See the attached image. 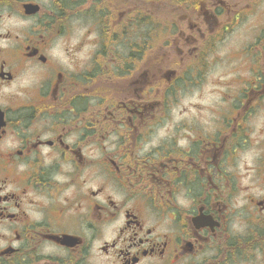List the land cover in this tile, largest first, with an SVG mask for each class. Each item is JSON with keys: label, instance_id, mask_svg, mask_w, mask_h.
I'll return each instance as SVG.
<instances>
[{"label": "flooded vegetation", "instance_id": "af4514ba", "mask_svg": "<svg viewBox=\"0 0 264 264\" xmlns=\"http://www.w3.org/2000/svg\"><path fill=\"white\" fill-rule=\"evenodd\" d=\"M225 7L0 0V264H264V140L239 163L264 29L241 51L253 77L211 92L225 111L169 104L204 85Z\"/></svg>", "mask_w": 264, "mask_h": 264}, {"label": "rangeland", "instance_id": "374dc122", "mask_svg": "<svg viewBox=\"0 0 264 264\" xmlns=\"http://www.w3.org/2000/svg\"><path fill=\"white\" fill-rule=\"evenodd\" d=\"M227 7L224 8L222 23H228L235 29L229 34L224 36V39L216 47L208 50H203L206 52L204 60L206 63H210V69L207 70L204 76V85L199 90L193 91L192 93L184 94L181 93L179 103L175 102V99L171 97L169 99L170 105H190L196 104L198 106H206L210 103L221 104L222 108L218 111H225V103L222 101V98L219 95L211 94V92H223V89L219 82L226 83L231 81V79L241 76L245 79V82L249 81L253 77L251 72V67L254 64V59L247 54H243L241 51L243 48L251 46L254 42L257 41L259 35L255 36L253 34L254 28L258 27L264 29V0H225ZM238 6V7H237ZM243 13L240 14V18L235 20V17H232L234 11ZM246 11V12H244ZM230 12V13H229ZM215 25V24H214ZM167 36V34H166ZM221 41V39H219ZM264 41V40H261ZM258 49L255 50V53L263 52V48L257 46ZM244 52V51H243ZM177 52L170 54V57H176ZM238 63L241 69L240 73H233L232 64ZM243 70V72H242ZM230 75L226 76V74ZM245 105H247V100H244ZM229 107V106H228ZM211 117V112L206 111L202 119H198L202 123V126L207 122ZM248 127V126H247ZM256 130L247 129V133L250 138L253 140L252 147H247L243 160L248 161L244 162L239 160L240 166L244 163H249L254 159L255 154L258 151L263 150V147L260 143L264 140V110L257 114V123ZM249 166H251L249 164ZM244 175H249L250 171L243 169ZM242 184L247 186L246 179H243Z\"/></svg>", "mask_w": 264, "mask_h": 264}, {"label": "bare ground", "instance_id": "6f19581e", "mask_svg": "<svg viewBox=\"0 0 264 264\" xmlns=\"http://www.w3.org/2000/svg\"><path fill=\"white\" fill-rule=\"evenodd\" d=\"M67 12V11H66Z\"/></svg>", "mask_w": 264, "mask_h": 264}]
</instances>
